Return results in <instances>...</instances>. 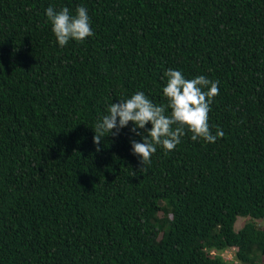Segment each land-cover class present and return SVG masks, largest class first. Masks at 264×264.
I'll use <instances>...</instances> for the list:
<instances>
[{
    "label": "trees",
    "instance_id": "obj_1",
    "mask_svg": "<svg viewBox=\"0 0 264 264\" xmlns=\"http://www.w3.org/2000/svg\"><path fill=\"white\" fill-rule=\"evenodd\" d=\"M50 6L93 35L60 47ZM169 68L219 81L224 136L139 171L129 122L97 152L107 106L166 104ZM263 217L264 0H0V264H264Z\"/></svg>",
    "mask_w": 264,
    "mask_h": 264
},
{
    "label": "clouds",
    "instance_id": "obj_2",
    "mask_svg": "<svg viewBox=\"0 0 264 264\" xmlns=\"http://www.w3.org/2000/svg\"><path fill=\"white\" fill-rule=\"evenodd\" d=\"M45 14L60 47L66 46L70 40L84 41L93 35L84 6H78L74 14L68 7L56 10L50 6ZM163 75L167 78L162 88L166 104H154L144 92L137 91L107 106L106 114L91 127L97 152L101 150L105 137L118 136L129 122H132L130 132L141 137V141L130 140L132 154L139 157V171L151 163L157 146L165 152L172 151L187 133H191V140L207 143H214L224 136L220 128L213 135L208 122L210 106L219 94V81L209 80L203 75L186 79L181 71L171 68ZM148 124H151L150 128ZM135 173L133 171L132 175Z\"/></svg>",
    "mask_w": 264,
    "mask_h": 264
},
{
    "label": "rangeland",
    "instance_id": "obj_3",
    "mask_svg": "<svg viewBox=\"0 0 264 264\" xmlns=\"http://www.w3.org/2000/svg\"><path fill=\"white\" fill-rule=\"evenodd\" d=\"M246 220H247V218L242 217V216H238V218L234 224V228L238 229ZM256 223L260 227L264 228V217L260 218V219H256ZM223 256L225 259L232 258L233 257V250L232 249L226 250L225 252H223Z\"/></svg>",
    "mask_w": 264,
    "mask_h": 264
}]
</instances>
